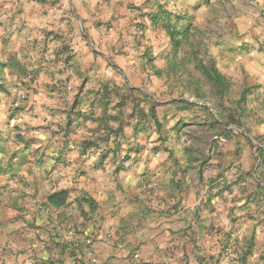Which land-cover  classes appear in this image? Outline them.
Instances as JSON below:
<instances>
[{
    "label": "crops",
    "instance_id": "obj_1",
    "mask_svg": "<svg viewBox=\"0 0 264 264\" xmlns=\"http://www.w3.org/2000/svg\"><path fill=\"white\" fill-rule=\"evenodd\" d=\"M132 1L0 0V264H264V121L195 153L139 55L163 32ZM230 62L264 97V57ZM151 100L165 141L135 115Z\"/></svg>",
    "mask_w": 264,
    "mask_h": 264
},
{
    "label": "rangeland",
    "instance_id": "obj_2",
    "mask_svg": "<svg viewBox=\"0 0 264 264\" xmlns=\"http://www.w3.org/2000/svg\"><path fill=\"white\" fill-rule=\"evenodd\" d=\"M145 1L133 0L129 3V9L143 13V10L146 9L142 3ZM172 2L176 8L174 11L177 13L194 16L195 26L192 35L195 44L200 43L197 48L198 58L207 62L212 57L220 64L219 60L215 58L218 54V58L223 61L222 66L225 67V72L236 79L232 81L233 86L229 94L221 98L202 79L195 63L186 62L182 67L183 70L178 72V74L184 72L182 73L185 75L183 80L169 82L165 78H158L155 88L152 86L159 93L158 99L165 104L169 103L171 98L183 95L185 100L208 109L206 111L194 107L188 111L194 117L197 114L200 116L199 118L195 117L196 120L193 122L188 121L189 124H193L187 126L183 132V137L192 142L191 147L195 148V153L205 155L211 141L214 140L216 143L217 139L224 145L238 138L234 131L241 135L247 134L246 132H253L255 127L264 121V97L257 99L248 95L247 104L243 109L239 99L245 86L242 81L246 73L244 69L230 67L231 58H234L235 53L240 51L248 52L249 55L253 52L255 55L259 53L264 57V0H209L207 3L205 0H172ZM146 25L147 23L144 22L137 24L141 32ZM219 47H226V54L218 53ZM172 51L169 38L163 32L157 36V43L153 49L146 48L143 51L140 49L139 55L142 54L146 64H149L148 60L151 57L154 59L156 67L165 69L168 60L171 59ZM188 53L190 51L186 48L182 50L179 57L183 58ZM3 74L2 71V82L7 87ZM195 81H199L198 86ZM8 85H11L13 89L20 87L15 83H8ZM213 119L219 121L220 125L215 128L210 127ZM237 123L242 127L235 125ZM245 128L248 131H245ZM1 134L8 137L11 133L2 130ZM6 137H0V142ZM220 138L225 141H221ZM261 142L264 145V138Z\"/></svg>",
    "mask_w": 264,
    "mask_h": 264
},
{
    "label": "trees",
    "instance_id": "obj_3",
    "mask_svg": "<svg viewBox=\"0 0 264 264\" xmlns=\"http://www.w3.org/2000/svg\"><path fill=\"white\" fill-rule=\"evenodd\" d=\"M206 3L209 0H205ZM144 7L146 9L145 13H142L141 16L144 18H147L153 29L160 30L166 34V36L169 38V42L172 47V56L171 59L168 60L166 68L160 69L154 65V59L149 58L148 63V69L152 71V74L156 76L159 79L165 78L166 81H181L184 79V76L181 72L178 74L179 71L183 70L182 67L185 66L187 63H195L196 69H198L201 73V77L203 80H205L206 84L214 89V92L217 95H220L221 98H224L227 96L232 89V83L228 80L226 76L222 74V72L219 70L217 66V62L214 58H209L207 62L204 60H200L197 54V48H199V42L195 44V41L193 40V29H194V16L192 15H186L177 13L174 10H171L169 7V3L166 0H146L144 2ZM145 27V26H143ZM146 28V27H145ZM143 28V32L145 30ZM196 47V48H195ZM189 49L190 53L188 55H185L183 58L179 57L182 54V50ZM195 49V50H194ZM194 50V51H193ZM6 67L5 63L0 62V92L7 90V87L2 82V71L4 72V68ZM195 84H199V81H195ZM251 95V89L244 88L241 97L239 99V103L244 107L247 104L248 98ZM185 96L175 97L171 98V101L169 103H166V105H173L176 106L180 112L184 111H190L194 107L208 110L205 107L199 106L198 104L191 103L188 100L184 99ZM201 98V97H199ZM148 99V97H147ZM160 100V99H159ZM161 101V100H160ZM151 109L150 112L146 113L143 109H140L136 116L140 118L142 122H146L147 120L152 119L155 122V126L157 130L159 131V138L163 141L166 140L165 136V127L160 120L159 115L157 114V108L161 106V103H155L151 100ZM182 118L179 119V121L176 123V125L172 126L170 130L177 131L179 127H182L185 125L186 121H194L196 120L195 117L192 115H188L186 118L184 116H181ZM197 118V117H196ZM242 120V118H241ZM220 122L216 119H213L211 121L210 127L215 128L216 126H219ZM222 125V124H221ZM239 127H242V125H239L238 123L235 124ZM231 126V125H230ZM138 130V124L136 125L135 131ZM246 131V130H245ZM235 134L238 135V137H244L237 131H234ZM248 135H250L248 132H246ZM168 149H166L167 151ZM6 147L3 144H0V155L5 154ZM262 157V156H261ZM4 166L2 161L0 160V172L3 171ZM67 200V194L66 192L55 194L51 197H49L48 202L50 205L60 207L61 205L65 204Z\"/></svg>",
    "mask_w": 264,
    "mask_h": 264
}]
</instances>
